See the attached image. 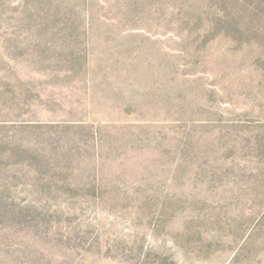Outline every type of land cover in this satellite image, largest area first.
Instances as JSON below:
<instances>
[{"label": "rangeland", "instance_id": "rangeland-1", "mask_svg": "<svg viewBox=\"0 0 264 264\" xmlns=\"http://www.w3.org/2000/svg\"><path fill=\"white\" fill-rule=\"evenodd\" d=\"M0 264H264V0H0Z\"/></svg>", "mask_w": 264, "mask_h": 264}]
</instances>
